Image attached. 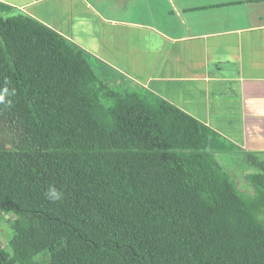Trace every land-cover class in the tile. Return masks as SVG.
I'll return each mask as SVG.
<instances>
[{
    "label": "trees",
    "instance_id": "obj_1",
    "mask_svg": "<svg viewBox=\"0 0 264 264\" xmlns=\"http://www.w3.org/2000/svg\"><path fill=\"white\" fill-rule=\"evenodd\" d=\"M211 134L110 89L79 48L0 0V212L16 215L0 264H264V174L248 204Z\"/></svg>",
    "mask_w": 264,
    "mask_h": 264
},
{
    "label": "crops",
    "instance_id": "obj_2",
    "mask_svg": "<svg viewBox=\"0 0 264 264\" xmlns=\"http://www.w3.org/2000/svg\"><path fill=\"white\" fill-rule=\"evenodd\" d=\"M1 1L79 48L110 89L165 101L217 146L264 155V0Z\"/></svg>",
    "mask_w": 264,
    "mask_h": 264
},
{
    "label": "rangeland",
    "instance_id": "obj_3",
    "mask_svg": "<svg viewBox=\"0 0 264 264\" xmlns=\"http://www.w3.org/2000/svg\"><path fill=\"white\" fill-rule=\"evenodd\" d=\"M217 159L225 170L231 173L236 187L248 204H253L258 194L252 183L254 174H264V155L248 154L242 151L217 152ZM258 217L264 222V205L258 210ZM16 215L10 212H0V248L13 254L11 242L15 236L13 223Z\"/></svg>",
    "mask_w": 264,
    "mask_h": 264
},
{
    "label": "clouds",
    "instance_id": "obj_4",
    "mask_svg": "<svg viewBox=\"0 0 264 264\" xmlns=\"http://www.w3.org/2000/svg\"><path fill=\"white\" fill-rule=\"evenodd\" d=\"M48 197L50 199H58L59 198V194L55 191V189H50L49 193H48Z\"/></svg>",
    "mask_w": 264,
    "mask_h": 264
}]
</instances>
